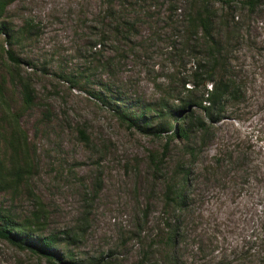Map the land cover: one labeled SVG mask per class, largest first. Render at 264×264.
Masks as SVG:
<instances>
[{"label":"rangeland","instance_id":"1","mask_svg":"<svg viewBox=\"0 0 264 264\" xmlns=\"http://www.w3.org/2000/svg\"><path fill=\"white\" fill-rule=\"evenodd\" d=\"M198 14L212 16L211 37ZM222 77L220 121L190 141L156 135L175 119L152 109L130 126L148 105H205ZM0 172V211L35 224L24 247L0 238V264H264V0H12ZM49 236L50 258L31 249Z\"/></svg>","mask_w":264,"mask_h":264},{"label":"trees","instance_id":"2","mask_svg":"<svg viewBox=\"0 0 264 264\" xmlns=\"http://www.w3.org/2000/svg\"><path fill=\"white\" fill-rule=\"evenodd\" d=\"M12 2V0H0V12L3 13V11L6 9V7L9 6V4ZM196 21L199 20L200 26L204 30L205 34L207 36H212V16H203L198 14V17L195 18ZM4 25L1 28V33L4 32ZM215 49V47L213 46ZM214 49H211L214 50ZM7 54L11 61L15 63H20V59L16 58L12 52V50H8ZM213 56L214 60L217 61L215 58V53L213 52L211 54ZM209 81H211V87L210 89H206V104L204 105L203 102H198L195 100H189V101H183L181 102V105L176 108V110H169L168 106H165V109L158 110L153 109L152 106L148 105L145 110H143L142 113L138 115V118L132 117L130 119V126L131 127H141L137 123L139 120L144 119V113L148 111L149 109H152L156 113V117L154 119H165L166 115L174 116V121L172 122H164L160 124L159 126L152 128L150 124L154 123L151 120L146 121L145 127H150L154 130V133L158 136H161L163 134H168L172 137H176L180 140L190 141L191 137H193L198 132H206L208 131V123L209 120L211 123H216L220 121L221 112L223 111V106L225 102V98L231 93V86L229 82H227L224 77H222L219 81H216L213 78H210ZM20 87L22 89L23 93V99L25 104L32 105L34 103V89L32 84L22 78L20 80ZM198 107L201 109L205 116L201 117L197 114V111H194L191 109V107ZM207 115V116H206ZM123 117L124 114H122ZM170 116V117H171ZM81 135L85 140H88V137L84 131H81ZM24 168H20L19 171L22 172ZM3 173V172H2ZM182 177L180 178L179 184H178V192H175V194H170V200L172 203L175 204L177 208H180L185 203V189L189 185V170H183L181 171ZM13 175V179L18 178L22 175V173L17 174L10 173V176ZM3 176H6L5 173H3ZM1 172H0V179L3 178ZM0 180V184H1ZM16 223L12 221V218L7 216L3 211H0V238L3 240H7L10 243L18 246V247H24L25 242L28 238L32 237L34 235V232L32 228L34 227V222H27L26 224H13ZM18 231H26V236L17 234L15 232ZM56 237H41L39 240V245L37 248H31L35 250L37 253H40L48 258L52 256L51 250L56 244ZM171 241H173V237H171Z\"/></svg>","mask_w":264,"mask_h":264}]
</instances>
